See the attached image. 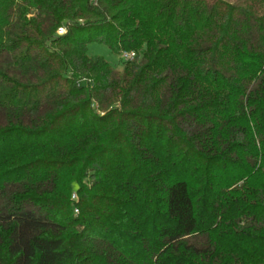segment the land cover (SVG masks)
<instances>
[{"label": "trees", "instance_id": "1", "mask_svg": "<svg viewBox=\"0 0 264 264\" xmlns=\"http://www.w3.org/2000/svg\"><path fill=\"white\" fill-rule=\"evenodd\" d=\"M0 264H264V0H0Z\"/></svg>", "mask_w": 264, "mask_h": 264}, {"label": "rangeland", "instance_id": "2", "mask_svg": "<svg viewBox=\"0 0 264 264\" xmlns=\"http://www.w3.org/2000/svg\"><path fill=\"white\" fill-rule=\"evenodd\" d=\"M87 52L90 55H97L103 57L116 68L121 67L122 60L120 58V55L111 52L110 49L103 43L89 42L87 44Z\"/></svg>", "mask_w": 264, "mask_h": 264}, {"label": "built area", "instance_id": "3", "mask_svg": "<svg viewBox=\"0 0 264 264\" xmlns=\"http://www.w3.org/2000/svg\"><path fill=\"white\" fill-rule=\"evenodd\" d=\"M93 4H96V0H93ZM66 32V27L65 26H61L57 29V33L58 34H63ZM134 56H135V53L133 51H125V50H122L120 52V58L123 60V61H131L134 59ZM76 197H75V193H72L71 195V199L74 200ZM74 211L77 212L78 209L76 207H74Z\"/></svg>", "mask_w": 264, "mask_h": 264}]
</instances>
